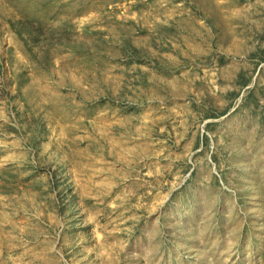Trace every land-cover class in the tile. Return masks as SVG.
Here are the masks:
<instances>
[{
    "label": "rangeland",
    "instance_id": "374dc122",
    "mask_svg": "<svg viewBox=\"0 0 264 264\" xmlns=\"http://www.w3.org/2000/svg\"><path fill=\"white\" fill-rule=\"evenodd\" d=\"M0 264H264V0H0Z\"/></svg>",
    "mask_w": 264,
    "mask_h": 264
}]
</instances>
